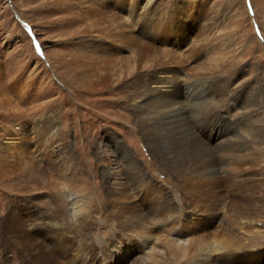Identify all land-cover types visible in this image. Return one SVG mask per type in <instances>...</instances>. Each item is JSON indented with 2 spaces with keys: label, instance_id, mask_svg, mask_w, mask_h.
Here are the masks:
<instances>
[{
  "label": "rangeland",
  "instance_id": "obj_1",
  "mask_svg": "<svg viewBox=\"0 0 264 264\" xmlns=\"http://www.w3.org/2000/svg\"><path fill=\"white\" fill-rule=\"evenodd\" d=\"M185 98L187 128L162 123L160 104ZM197 174L229 202L182 206L173 189ZM154 185L181 217L148 225L157 264H264V0H0V217L61 230L80 194L104 264H154L139 241L124 257L110 243L123 191ZM1 236L0 264H21ZM172 237L191 241L178 257Z\"/></svg>",
  "mask_w": 264,
  "mask_h": 264
},
{
  "label": "bare ground",
  "instance_id": "obj_2",
  "mask_svg": "<svg viewBox=\"0 0 264 264\" xmlns=\"http://www.w3.org/2000/svg\"><path fill=\"white\" fill-rule=\"evenodd\" d=\"M185 95L187 94L184 93L183 97ZM186 98L180 101L172 99L160 104L161 107L166 105L169 107L167 114L161 119L162 123L177 124L175 126L180 125L184 130L187 128L189 121L193 117L196 103L191 100L188 102ZM243 164L245 162H238L237 167L239 169L236 170L238 174L235 176L237 181L233 185L234 194L232 201L233 203L236 202L234 205H237V207L245 206L241 202L248 204L253 202L249 190H244L245 188L242 190L238 184V180L242 179L239 172ZM201 177L198 174L189 177L181 176L180 183L175 186L176 189H173V194L176 195L175 198L178 201H182V206L189 207L197 213L215 212L222 205L229 202L226 200V192L229 187L227 185L222 186L219 181L215 185L218 188L212 187L213 183L204 182ZM212 178L209 175L207 180L213 181ZM67 198V209L70 215L67 217L60 214L58 221L62 229L54 231V228H50L51 230L48 229L47 233L42 229L44 227L42 221L47 217L44 212V215H40V217L24 218L22 217V212L14 208L8 209L0 217L1 237L6 251L18 255L21 259V264H104L105 261L101 257L100 248L96 240H93L86 231L88 225L84 223L85 211L81 210L80 194H72ZM119 201L116 207L117 226L114 227V235L111 238L113 242H110L113 252L119 257H124V254H130L129 250L133 249L139 241L142 244L143 251L148 254V259L152 263L157 264L156 260L159 252L155 247L149 246V243L154 238L151 235V227L148 225H152V221L173 225L181 221L180 214L172 212V199L167 193L163 192L161 187L154 185L139 189L136 195L124 190ZM86 211L87 214L90 212L89 209ZM89 215L91 217V212ZM51 222L45 223L51 224ZM190 243V240L181 242L175 237L165 242L167 248L176 257L184 253V250L190 247ZM53 247L57 249L54 250ZM224 249L226 247L219 246L213 251L221 253ZM209 252L210 254L207 252L205 258L206 264L209 263V257L213 256L211 254L213 252ZM223 252L225 253L226 250ZM229 253L231 252L220 254L222 255L221 258L226 260Z\"/></svg>",
  "mask_w": 264,
  "mask_h": 264
}]
</instances>
